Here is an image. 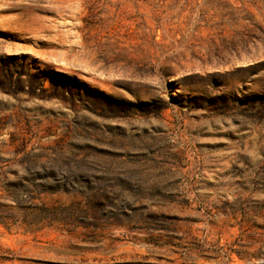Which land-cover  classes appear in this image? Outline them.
I'll return each instance as SVG.
<instances>
[{"label": "rangeland", "instance_id": "obj_1", "mask_svg": "<svg viewBox=\"0 0 264 264\" xmlns=\"http://www.w3.org/2000/svg\"><path fill=\"white\" fill-rule=\"evenodd\" d=\"M0 264H264V0H0Z\"/></svg>", "mask_w": 264, "mask_h": 264}]
</instances>
